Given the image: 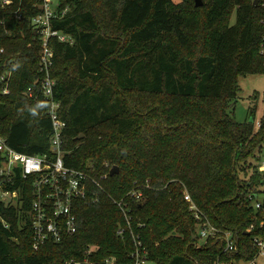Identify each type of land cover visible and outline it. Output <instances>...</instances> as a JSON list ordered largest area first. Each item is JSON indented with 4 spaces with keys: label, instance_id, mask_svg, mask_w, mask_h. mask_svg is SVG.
Wrapping results in <instances>:
<instances>
[{
    "label": "trees",
    "instance_id": "1",
    "mask_svg": "<svg viewBox=\"0 0 264 264\" xmlns=\"http://www.w3.org/2000/svg\"><path fill=\"white\" fill-rule=\"evenodd\" d=\"M59 1L67 13L57 28L75 39L73 45L52 41L64 162L99 185L91 182L90 195L74 203L77 231L34 250L28 213L35 189L32 178L18 174L9 186L18 188V202L0 205V264L82 261L89 246L97 248L94 264L111 256L131 264V231L152 264L253 259L252 238L264 230L246 231L260 217L253 200L264 189L258 169L264 119L255 129L256 94L246 121L229 110L239 76L264 73V0ZM32 14L16 19L0 10V76L16 66L10 92L0 94V135L19 152L50 154L52 124L36 84L42 50ZM113 166L118 173L110 176ZM131 190L144 197L132 202L128 228L114 201ZM184 190L212 225L237 231V254L212 240L195 248L196 221Z\"/></svg>",
    "mask_w": 264,
    "mask_h": 264
},
{
    "label": "built area",
    "instance_id": "2",
    "mask_svg": "<svg viewBox=\"0 0 264 264\" xmlns=\"http://www.w3.org/2000/svg\"><path fill=\"white\" fill-rule=\"evenodd\" d=\"M0 10H11L16 19H21L25 11L33 12L30 17V28L42 50L38 58L39 78L36 84L39 86L41 97L44 99L47 113L51 119V153L29 155L19 152L9 146L6 138L0 135V154L3 157L0 164V205H15L18 202V188L9 187L15 184L18 174L26 180L32 178L35 197L28 214L32 222V247L34 250H38L47 240L60 242L64 235H72L77 231L78 220L73 210L74 203L90 195L91 182L97 184L85 170L69 167L64 162L63 131L65 122L59 113L61 103L56 97V81L51 75L54 59L52 41L73 45L75 39L70 33L57 28L58 22L67 13V8L62 9L59 0H0ZM2 53L3 48H0V55ZM15 68L14 65L0 76L2 86L0 94L10 92L9 81ZM28 94L38 100V96L34 95L32 88L28 89ZM258 169L260 172H264V161L260 163ZM147 187H149L148 184ZM143 197L142 191L131 190L125 195V198L114 201L123 214L128 228H131V204L139 202ZM184 200L188 203L189 211L196 221V249L212 240L219 242L224 252L234 254L239 252L238 233L235 229L219 228L212 225L185 190ZM253 206L256 211L260 212V217L259 221L252 223L247 229L248 233L258 226L264 230V189L260 195L255 194ZM5 226L7 225L5 224ZM141 226L143 225L141 224ZM122 231L123 229L119 230V233ZM131 235L134 241V248L129 254L131 264H152L139 235L133 231H131ZM200 241H203L202 245L199 244ZM252 243L257 249L255 257L246 262L241 261L239 264H260L259 260H264V233L253 236ZM96 250V247L89 246L85 250L82 261L71 259L65 261V264H94L90 257ZM104 264H117V258L115 256L106 258Z\"/></svg>",
    "mask_w": 264,
    "mask_h": 264
},
{
    "label": "rangeland",
    "instance_id": "3",
    "mask_svg": "<svg viewBox=\"0 0 264 264\" xmlns=\"http://www.w3.org/2000/svg\"><path fill=\"white\" fill-rule=\"evenodd\" d=\"M175 2L179 0H174ZM204 3V0H202ZM235 20V16L232 18V23ZM238 83L240 86V92L234 105L231 107L230 114L238 122H244L249 116V108L253 105L255 96L258 95L257 101L254 103L257 105L255 116V129H258L260 119H264V73L262 74H246L239 76ZM256 94V95H255ZM259 124V125H258ZM264 151V144H263ZM249 162L255 163L253 158L248 159ZM264 161V160H263ZM250 171V169H249ZM241 176V173H240ZM264 187V186H263ZM203 241L199 244L202 245ZM260 264H264V260H259Z\"/></svg>",
    "mask_w": 264,
    "mask_h": 264
},
{
    "label": "water",
    "instance_id": "4",
    "mask_svg": "<svg viewBox=\"0 0 264 264\" xmlns=\"http://www.w3.org/2000/svg\"><path fill=\"white\" fill-rule=\"evenodd\" d=\"M195 1V5L196 6H202L203 5V1L202 0H194ZM254 4L257 5L258 4V0H254ZM118 173V167L117 166H113L110 171L109 174L110 176L114 175ZM195 238V236H193Z\"/></svg>",
    "mask_w": 264,
    "mask_h": 264
}]
</instances>
